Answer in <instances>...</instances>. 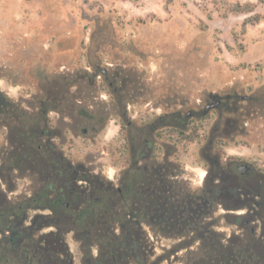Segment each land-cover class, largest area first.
<instances>
[{
  "label": "rangeland",
  "instance_id": "374dc122",
  "mask_svg": "<svg viewBox=\"0 0 264 264\" xmlns=\"http://www.w3.org/2000/svg\"><path fill=\"white\" fill-rule=\"evenodd\" d=\"M0 91L10 103L0 112V209L49 183L40 169L44 157L27 155L22 139L34 130L44 147L54 145L78 169L79 185L89 174L116 191L133 165L156 157L180 168L188 197L208 196L219 173L227 177L240 160L253 165L247 182H254L264 174V0H0ZM217 97L222 106L206 111ZM166 107L169 123L159 124L156 113ZM147 139L155 144L151 157ZM144 197L137 189L132 199L142 208L136 212L156 264L206 258L212 251L205 226L219 231L224 244L234 235L264 233L263 219L244 217L251 202L233 206L215 196L197 220L168 227L142 216ZM116 200L115 211L123 204ZM35 208L25 225L51 212ZM7 220H0V259L23 264L5 243ZM113 224L119 233L120 222ZM33 229L38 239L55 226ZM64 244L74 264L89 259L75 231ZM91 250L101 252L98 244Z\"/></svg>",
  "mask_w": 264,
  "mask_h": 264
},
{
  "label": "trees",
  "instance_id": "16d2710c",
  "mask_svg": "<svg viewBox=\"0 0 264 264\" xmlns=\"http://www.w3.org/2000/svg\"><path fill=\"white\" fill-rule=\"evenodd\" d=\"M248 10L251 8L246 5L244 11ZM7 106H10V103L6 97L0 98L1 113L5 112ZM33 133L38 135L39 139L32 135ZM41 135V132L34 130L28 132L27 135L23 133L22 139L26 144L27 155L44 157L45 162L40 166V169L48 175L49 183H46L36 195L25 202L0 209V220L8 219L5 224L8 232L11 231L8 226L12 227L14 223L23 222L25 227L23 233L14 239L11 236V238H4L5 243L11 246V250L15 254L17 251L21 254L22 263L74 264L73 255L64 243H66V233L75 231L76 239L82 244V250L85 251V247L89 246L90 257L89 259L85 258L83 264H128L131 261L136 264H156L155 261L149 260L154 249L146 238L141 225L142 219L139 218L141 213L136 212L142 208H139L132 199L138 187L129 186L128 193L124 189L127 197H123L122 201V195L118 189L115 191L111 186H99L93 175H83L82 178L87 182V185H79L78 169L73 167L62 153L56 151L54 145L49 144L44 147L40 142ZM219 174L218 182L210 184L209 190L205 189L209 195H203L205 202L202 203V208L207 203L206 199L211 200L214 196L226 204L230 192L241 187L238 181L225 180L222 173ZM116 198L120 199L123 204L115 211L114 208L118 204ZM80 200L83 207L78 209L76 202ZM143 200L146 207V197ZM98 205L101 207L99 211H96L95 208ZM32 207H36L35 209L49 208L51 212L37 213L30 220V225H25L29 216L28 211ZM201 212L203 214L202 209L200 212L188 209L186 224L191 223L190 214L195 220V215ZM115 214H119V216H115ZM255 214L259 216L257 218L264 220V203L256 208L250 207L244 217L249 220ZM67 215L73 216L72 223H69L71 221L66 218ZM150 215L149 211L144 215L142 213V216H148L149 222H151ZM239 218L241 217L239 216ZM156 219H159L158 223L161 225L164 223L162 226L168 227L171 226L166 225L168 222H181L179 213L174 214L172 211L159 212ZM114 221L120 222L119 233L115 231ZM47 226H55V229L35 239L32 233L33 228L39 230ZM204 228L205 232H209L205 248L212 252L206 258H200L197 264H264V233L262 237H257L255 233L251 232L245 239L242 236L234 235L229 239V244H224L219 231L207 229L206 226ZM160 229L166 230L164 227ZM196 229L197 227H194L192 230ZM94 244H98L101 248V252L96 256L91 250ZM3 257L0 259L1 264H14L17 260L8 255Z\"/></svg>",
  "mask_w": 264,
  "mask_h": 264
},
{
  "label": "flooded vegetation",
  "instance_id": "af4514ba",
  "mask_svg": "<svg viewBox=\"0 0 264 264\" xmlns=\"http://www.w3.org/2000/svg\"><path fill=\"white\" fill-rule=\"evenodd\" d=\"M113 84L114 83L111 82L109 85L112 86ZM114 89L115 91L118 90L117 87ZM4 97L5 95L0 91V98ZM220 106H222V99L217 97L215 102L210 103L206 106V111H208L210 108H218ZM151 109L155 111L157 108L152 106ZM169 114L170 113L168 107L162 108L159 112H157L156 115L158 118V123L168 125L167 123H169ZM122 115L123 118H126L127 111H123ZM192 116V112L189 111L187 117L191 118ZM188 122L189 121H187V123ZM157 126V122H154L152 127L155 130ZM52 134L53 133L51 132V135ZM32 135L39 139V136L35 135V133H33ZM146 142H148L147 144L149 145L148 149L150 154L149 157H151L154 153L155 144L151 145L149 139H147ZM173 166L171 165V161L166 157H163L162 161L158 157H156L155 160L153 159L144 167H141L140 164L133 165V167H135L134 173L129 176L127 175L124 179H122L118 187V190L122 195L121 200L123 201V197H127L125 194L128 193L129 186H132L133 188L138 187L141 194L146 195V209L151 213V222H159V219H156V216L159 212L172 211L174 214L179 213L181 222H168L166 223V225H181L186 223V211L188 209H195L196 211L200 212L202 207L203 195L199 193L195 197H192L191 195L188 197L185 191V186H179L180 168L175 165ZM241 169L244 171V173L241 172ZM254 172V167L251 163L240 160L237 162H233L228 166L227 177L222 174L225 180H236L241 186L236 190L230 192L228 196V202L232 201L231 203L233 206H237L238 203L246 204L247 202H251L250 205H248L249 208H256V206L264 203V174L254 182H247V180L252 177ZM143 175H145V178H143L142 180L140 179V177H142ZM177 185L179 186V190H177ZM124 189L125 191L127 190L126 193L123 191ZM141 190H143L144 192ZM199 216V213L196 214L195 220H197ZM236 216L239 217V215ZM254 217L259 216L255 214ZM190 219H193L192 214H190ZM258 219L261 220V218ZM163 224L164 223H162V225ZM8 227L11 229V231L8 232V235H5V237H12V239L16 238L17 235L23 233V231L25 230L23 222L14 223L12 227Z\"/></svg>",
  "mask_w": 264,
  "mask_h": 264
},
{
  "label": "water",
  "instance_id": "95a60500",
  "mask_svg": "<svg viewBox=\"0 0 264 264\" xmlns=\"http://www.w3.org/2000/svg\"><path fill=\"white\" fill-rule=\"evenodd\" d=\"M241 172L244 173V171L241 169Z\"/></svg>",
  "mask_w": 264,
  "mask_h": 264
}]
</instances>
